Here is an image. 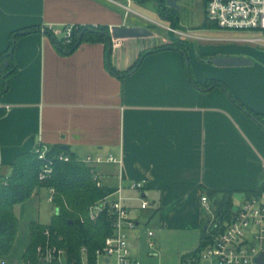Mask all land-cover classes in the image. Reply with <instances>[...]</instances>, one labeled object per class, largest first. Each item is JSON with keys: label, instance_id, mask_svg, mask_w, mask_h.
<instances>
[{"label": "crops", "instance_id": "obj_1", "mask_svg": "<svg viewBox=\"0 0 264 264\" xmlns=\"http://www.w3.org/2000/svg\"><path fill=\"white\" fill-rule=\"evenodd\" d=\"M124 8L128 10L121 0H0V55L8 50L12 32L34 30L17 39L16 70L0 94V172L9 174L18 154L41 145L66 146L79 158L112 155L120 162L102 163L94 170L100 184L121 187L130 215L137 216L127 237H137L141 212L153 209L158 234L178 235L179 244L170 253L163 251L164 238L148 229L151 257L169 263L182 250L178 259L185 264L200 246L202 230H209L211 221L202 216L203 207L210 205L208 192L231 191L233 198L239 195V206L245 192L264 183V126L220 86L205 91L196 87L185 71L184 52L153 50L163 46L165 37L128 23ZM70 24L140 26L152 33L121 38L106 61L102 43L83 42L70 53L58 51L45 28L60 38ZM144 51L151 52L130 71ZM201 55L242 56L250 64L220 67ZM187 62L198 82L219 80L247 109L264 115V50L244 45L197 53L188 49ZM134 180L144 181L141 191L129 189ZM48 195L47 189H39L14 206L18 231L0 264H24L30 225L49 224L54 213ZM138 197L149 206L135 213ZM47 203L49 221L44 220ZM187 232L193 233L190 245L188 236L181 235ZM196 241L195 249L183 251Z\"/></svg>", "mask_w": 264, "mask_h": 264}, {"label": "trees", "instance_id": "obj_2", "mask_svg": "<svg viewBox=\"0 0 264 264\" xmlns=\"http://www.w3.org/2000/svg\"><path fill=\"white\" fill-rule=\"evenodd\" d=\"M144 2L146 0H133ZM205 1V5L207 0ZM157 10L161 17H165L173 27L177 24L175 9L167 7L164 3L158 4ZM202 23V28H216L217 25L207 18ZM218 28V27H217ZM64 27L62 28V31ZM33 29L18 30L11 33L10 45L6 52L0 55V63L7 60L8 66L3 70L0 66V94L8 87V78L16 70L13 61V52L17 39ZM45 33L50 37L59 52L66 54L75 50L81 43H102L105 47L106 61L111 54V34L108 25H73L71 40L64 42L63 35L57 38L52 30L45 28ZM188 43L184 46L163 45L159 48H175L184 52V68L190 81L200 90L205 91L210 86H220L241 110L252 116L260 125L264 126V115L254 113L239 102L219 80H206L203 83L195 79L193 70L187 62ZM152 51V50H151ZM151 51L142 52L136 59L130 71L135 69L141 59ZM109 66V62H106ZM4 111L0 109V116ZM36 146L32 151L20 153L15 157L11 172L4 183H0V256H7L13 249L18 231V218L14 214V206L28 200L39 189H52L51 203L54 208L49 224L38 222L30 225L29 243L25 248L22 258L24 264H41L37 256V246L50 243L64 248L68 263L80 262V249L86 248L88 257L92 260L96 249L100 248L107 236L113 233L111 216L104 208L95 220H90L88 209L90 206L113 193L115 188L100 184L93 175L94 167L82 162L77 155L69 149L59 146L48 147L46 160L38 158ZM68 156V160L58 159V155ZM48 164L49 172L43 178L39 177L43 166ZM210 206L213 207L216 220L209 226V230H202L198 252L210 238V233L220 232L224 224L231 220L234 214L233 192L209 191ZM264 193V183L257 191H247L244 197H257ZM206 224L208 222H205ZM48 229L50 236L46 237L44 231Z\"/></svg>", "mask_w": 264, "mask_h": 264}, {"label": "built area", "instance_id": "obj_3", "mask_svg": "<svg viewBox=\"0 0 264 264\" xmlns=\"http://www.w3.org/2000/svg\"><path fill=\"white\" fill-rule=\"evenodd\" d=\"M205 13L206 18L220 29L264 33V0H207ZM72 28V24L64 26L62 35L66 43L71 40ZM109 30L111 47L119 46L121 38L113 37L112 28ZM253 40L264 42V37ZM47 151L48 147L44 145L36 148L38 158L42 160H46ZM58 159L67 161L69 158L59 154ZM79 159L92 167L102 163L120 162L112 155L106 157L88 155ZM92 171L94 177L98 178L95 170ZM47 172L49 167L45 164L39 177L43 178ZM7 179L8 174L0 172V183H5ZM97 185H100L99 181ZM143 187V180H134L129 185V189L135 191H141ZM52 193V189H49L50 202ZM138 200L139 206L133 209L135 213L149 206L145 198L138 197ZM124 201L121 187H118L113 193L89 207L90 220H95L104 208L108 210L113 233L105 238L100 248L95 250L92 260L88 257L86 248L81 247L80 262L76 264H140L132 257L127 240V230L136 226L137 216L130 215V209ZM201 202L206 206V197L203 196ZM44 234L49 238L48 229ZM148 234L152 235V232L149 231ZM148 245L152 247L153 243L149 242ZM262 251H264V193L243 200L234 211L231 220L224 224L223 230L210 233V238L204 247L190 255L185 264H259L256 258ZM36 252L41 264H74L67 262L64 248L57 247L48 239L37 246Z\"/></svg>", "mask_w": 264, "mask_h": 264}, {"label": "rangeland", "instance_id": "obj_4", "mask_svg": "<svg viewBox=\"0 0 264 264\" xmlns=\"http://www.w3.org/2000/svg\"><path fill=\"white\" fill-rule=\"evenodd\" d=\"M126 7L123 10V13L126 14L127 22L147 26L151 31L156 34L162 35L165 37L166 42L163 45H177L184 46L188 43V49L194 50L196 53L202 51L203 48H208L210 50L217 49L221 46L227 45H244L255 50H264V43L259 41H248L243 39L258 37H264V33H257L253 31H243V30H226L220 28H202L201 25L206 20V5L204 0H179V9H175L177 24L171 26L170 22L165 17L159 15L157 6L158 4H165V0H146L144 2H136L133 0H121ZM166 5V4H165ZM159 40V39H158ZM261 44V45H260ZM202 57V55H201ZM211 57L204 56L202 59L209 60ZM211 63V62H210ZM240 199L239 195H234L233 205L234 209L238 206ZM139 206V202H137ZM45 206V221H49L50 217L48 216L47 208L50 207V203L44 204ZM54 211V209H53ZM202 216L206 221H211L209 225H212L215 220V213L213 207L210 205L203 207ZM157 215L153 213V209L144 210L140 214V225L136 229L135 233L137 237L128 236V241L130 244L136 243L137 247L133 248L130 246L132 256L139 261L140 264H181L178 259L179 254L183 253L182 250H179L176 256L172 257V262L164 263L158 262L157 257H151V252L153 248H149L147 245L146 232L148 229L153 230L155 236L159 235L161 238H164L162 242V250L167 252L174 251L172 248L177 247L179 240L177 237H171V235H166L165 233L158 234L157 224ZM134 233V234H135ZM182 236H188L189 245L191 242V236L193 233H182ZM152 237L151 240L156 242V238ZM174 238L175 241H171ZM173 242V243H172ZM172 243V244H171ZM198 241L195 242L194 246H187L190 251L197 247ZM181 247V246H180ZM23 262V261H22Z\"/></svg>", "mask_w": 264, "mask_h": 264}, {"label": "water", "instance_id": "obj_5", "mask_svg": "<svg viewBox=\"0 0 264 264\" xmlns=\"http://www.w3.org/2000/svg\"><path fill=\"white\" fill-rule=\"evenodd\" d=\"M179 0H165V4L169 8L179 9ZM112 36L115 38H134V37H144L151 35V31L145 27L140 26H114L111 30ZM212 64L216 66H240L250 64V61L242 56H221L216 55L211 57L209 60ZM8 66L7 60H3L1 63V69L3 70ZM61 149H66V146H61ZM256 262L259 264L264 263V251H262L256 258Z\"/></svg>", "mask_w": 264, "mask_h": 264}]
</instances>
